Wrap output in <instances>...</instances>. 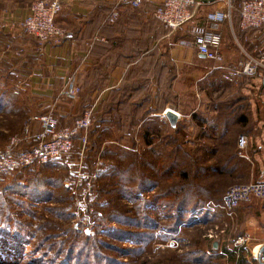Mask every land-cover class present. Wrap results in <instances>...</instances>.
Returning <instances> with one entry per match:
<instances>
[{
    "label": "crops",
    "instance_id": "1",
    "mask_svg": "<svg viewBox=\"0 0 264 264\" xmlns=\"http://www.w3.org/2000/svg\"><path fill=\"white\" fill-rule=\"evenodd\" d=\"M32 2L0 0V86L3 90L9 88L21 95L29 121L20 122L18 132H24L22 127L25 124L31 132L37 131L38 124L32 118L52 108L67 114L62 124H67L77 116L81 96L71 101L59 97L70 77H75L81 92H85L89 85H97L93 79L97 71L109 75L107 83L94 89L90 95V105L96 111L102 109L111 91L117 90L125 77L145 69L143 65L149 61L161 66L166 56L176 71L172 91L177 98L175 106L166 105L164 109L178 113V121H188L189 133L195 132L192 125L198 120L193 114L204 111L202 137L194 138V142L204 145L203 150L197 147L195 154L205 157L207 173L215 178H224L226 186L264 180L263 73L248 78L233 77L227 82L222 79L220 70L206 72L199 80L206 94L200 101V108H194L185 102L192 96L191 86L188 85L189 91L186 92L181 72L186 70L195 79V58L202 62L207 60L192 49L177 46V33L164 36L163 26L152 17L158 0H141V5L134 8L130 6L131 0H64L62 11L56 16L55 22L65 30L66 37L43 45L24 36L20 29V23L28 15ZM216 10H225L220 0L202 4L192 25L212 29L206 15ZM113 19V24L107 22ZM236 20L235 29L232 28V19L230 22L226 20L218 23L221 53L226 63L242 59L235 41L237 38L250 52L264 45V28L243 31L237 16ZM98 32L102 35L98 36ZM94 43L95 46L106 43L108 48L103 51L99 46L93 47ZM22 48L23 54H18L17 50ZM114 61H122L125 65L112 69L104 63L111 64ZM154 84L156 87L153 88ZM159 89L158 80L151 78L149 94L153 99L157 97ZM12 104L9 101L7 107L2 106L0 109V136L3 140L15 132L2 124L8 120L18 122L20 119L18 113L14 114L15 110L10 108ZM155 108L153 102L152 109ZM152 116L163 118V114L153 113ZM165 121L168 123L167 119ZM163 128L168 132L164 123ZM169 129L172 131L173 128ZM241 136L248 140L244 157L239 156L237 151V142ZM249 212L246 211L247 217ZM260 214L264 215V205Z\"/></svg>",
    "mask_w": 264,
    "mask_h": 264
},
{
    "label": "rangeland",
    "instance_id": "2",
    "mask_svg": "<svg viewBox=\"0 0 264 264\" xmlns=\"http://www.w3.org/2000/svg\"><path fill=\"white\" fill-rule=\"evenodd\" d=\"M237 1L235 10L243 0ZM235 15L236 11L233 29ZM191 26L175 32L176 43ZM195 62V79L186 70L181 77L186 92L191 86L192 96L185 102L200 108L206 93L199 80L214 70V63L197 57ZM96 136L92 148L101 144L100 149L90 150L81 167L76 150L59 163L0 177V215H7L0 220V252H4L0 264H258V246H264V215L260 214L264 203L241 207L232 219L219 214L213 220L188 207H162L156 197L163 190L153 186L133 189L137 192L128 197L122 187L123 153L116 152L124 151L129 142L100 141ZM9 140L0 136V149ZM131 145L138 154L136 137ZM98 161L102 164L98 177L87 192L81 175L91 174ZM136 175L139 178L138 170ZM246 211H250L248 217ZM215 227L218 239L210 241L205 235ZM224 248L236 250L232 262L223 257Z\"/></svg>",
    "mask_w": 264,
    "mask_h": 264
},
{
    "label": "trees",
    "instance_id": "3",
    "mask_svg": "<svg viewBox=\"0 0 264 264\" xmlns=\"http://www.w3.org/2000/svg\"><path fill=\"white\" fill-rule=\"evenodd\" d=\"M233 2L234 0H232L231 19L233 18V13L236 11L235 18L236 16L238 17V24L240 25V5L242 2L238 4L236 10L234 9ZM130 6L133 7L132 5ZM154 21L162 25L157 20L154 19ZM107 22L113 24L115 19L107 20ZM168 33L169 31L164 28L165 37ZM97 35L101 36L102 33L98 32ZM187 36L188 34L184 37ZM104 44L95 46L96 44L94 43L93 47L99 46L101 50L106 51L108 45ZM104 63L112 69L122 68L125 65L122 61H114L111 64L110 62ZM144 67L146 68L137 70L133 75L125 77V81L121 82L120 87L117 90L111 91L108 101L102 109L94 111L93 108L91 114L92 129L90 127L91 133L88 135L84 157H87L90 150L91 152H97L100 149L101 144H96L97 147L92 148V145H95L91 142L94 139V135H97L95 139L100 141L125 142L127 139L129 146L124 147V151L119 150L116 152L123 153L124 169L122 179L124 178V184L122 183V187L126 189V195L130 197L132 195L129 196L128 193L137 192L132 191L133 189H144L153 186L154 188L163 190L156 197V201L162 207H170L171 210L188 207L193 210V213L199 214L200 217L205 216L206 219L212 216L213 220H215L219 214L227 217V219H232V215L241 207L248 206V204L255 201L264 203V200H252L240 204L238 208L230 213L224 211L222 196L225 189L229 186H226L224 178H215L213 175L207 173L205 157L195 154L197 147L200 150L204 148V145L201 143L194 142V138L202 137L203 126L201 122L204 118V111L193 114V117L198 118L197 123L192 125L195 132L189 133V122L186 120L178 121L176 127L171 131L169 128L172 127L169 123H166L164 115L160 119L161 117H154L152 114H163L166 105H176L177 96L172 91V83L176 79V71L166 56L161 66L159 64L156 66L152 61H149L143 65ZM153 77L158 80L160 87L155 99L149 94V82ZM108 78L109 75L106 72L97 71L96 76L93 77L97 85H89L85 92H81L80 88L81 103L78 108V114L70 122L63 125H72L74 121L79 119L91 107L90 95L92 91L104 86ZM9 101L14 103L10 108L15 110L14 114L18 113L17 115L20 116V119L18 122L8 120L2 126L15 132V136L22 137L25 134V130L20 133L18 132L19 130L17 131V128L20 122H29L27 109L24 108L25 101L21 98L20 94H15L12 89L6 88L3 90L2 86H0V109L2 106L7 107ZM153 102L156 105L155 109H152ZM35 123L37 122L35 121ZM163 123L166 124L170 133L163 128ZM35 132L30 131V133ZM11 137L9 136L7 140L11 139ZM135 137L139 140L138 154L133 153L135 150L133 151L131 145ZM77 148V140H75L73 151H76ZM66 158V156L61 157L56 162H61ZM87 165L88 161L86 159L85 166L88 167ZM35 167L41 166H32L21 171ZM137 170L139 171V178L136 175ZM8 189L12 190V187H8ZM4 217L7 219V215H4ZM4 217L0 215V220H3ZM235 252L236 250L230 251L224 248L223 257L232 262ZM1 254H4V252H0Z\"/></svg>",
    "mask_w": 264,
    "mask_h": 264
},
{
    "label": "built area",
    "instance_id": "4",
    "mask_svg": "<svg viewBox=\"0 0 264 264\" xmlns=\"http://www.w3.org/2000/svg\"><path fill=\"white\" fill-rule=\"evenodd\" d=\"M211 0H158L152 17L160 22L164 28L172 33L186 28L193 22L199 7ZM225 7L224 11H214L206 15V20L213 26L192 25L187 37L181 38L177 46L194 50L205 60L214 63V70L222 72L224 81H231L233 77H252L264 73V45L257 46L249 51L237 40L242 59L233 63H226L221 53V35L218 32V23L231 21L232 0H220ZM64 0H36L31 3L28 15L20 23L24 36L33 38L38 44L57 42L66 37L64 29L56 25V16L62 11ZM133 7H139L141 0H131ZM241 30H262L264 28V0H244L240 5ZM24 50L18 49V54ZM80 93V87L75 77H70L59 93L65 100H75ZM93 106L74 121L72 125H63L67 118L64 111L54 108L48 112L35 116L33 121L38 123V130L30 133L25 127L22 137L13 136L4 148L0 149V177L11 176L32 166L48 165L61 157L73 154V144L77 140L78 148L75 154L79 158L78 166H82L85 148L88 140V131L91 127ZM167 110L163 112L165 114ZM178 114V113H176ZM179 116V115H178ZM248 140L241 136L237 142L238 155L244 157ZM98 161L91 174L81 176L84 179V188L89 192L92 182L98 177L101 166ZM252 200H264V180L247 184L230 185L222 196V207L225 212L234 211L242 203ZM219 232H222L219 230ZM210 241L218 239V228L210 230L205 235ZM253 254V251H252ZM254 256V255H253ZM255 257V256H254ZM263 259L264 255L258 254ZM257 258V257H256Z\"/></svg>",
    "mask_w": 264,
    "mask_h": 264
},
{
    "label": "water",
    "instance_id": "5",
    "mask_svg": "<svg viewBox=\"0 0 264 264\" xmlns=\"http://www.w3.org/2000/svg\"><path fill=\"white\" fill-rule=\"evenodd\" d=\"M201 58H204L203 56L199 55ZM165 117L169 123V125L172 128H175L178 122V114H176V112L171 111V110H167L165 112ZM217 241L213 243V247H216ZM260 256L264 255V246H261L260 251H259ZM258 259V264H264V257L263 259H261V257L257 258Z\"/></svg>",
    "mask_w": 264,
    "mask_h": 264
},
{
    "label": "bare ground",
    "instance_id": "6",
    "mask_svg": "<svg viewBox=\"0 0 264 264\" xmlns=\"http://www.w3.org/2000/svg\"><path fill=\"white\" fill-rule=\"evenodd\" d=\"M259 247V249L261 248L260 246H258ZM260 251V250H259ZM259 253V252H258ZM256 255V254H255Z\"/></svg>",
    "mask_w": 264,
    "mask_h": 264
}]
</instances>
